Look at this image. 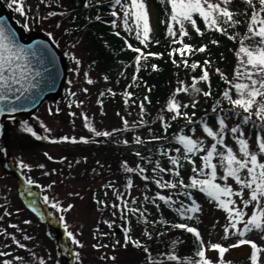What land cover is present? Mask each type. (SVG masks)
Returning <instances> with one entry per match:
<instances>
[{
    "label": "snow or ice",
    "instance_id": "snow-or-ice-1",
    "mask_svg": "<svg viewBox=\"0 0 264 264\" xmlns=\"http://www.w3.org/2000/svg\"><path fill=\"white\" fill-rule=\"evenodd\" d=\"M160 2L169 9L167 13L169 18L167 35L173 38L172 42L174 44L180 45L178 48H173L169 52V56L178 55L184 67L191 68L193 71L201 70V74L198 77L192 78L191 89L184 86L183 82H181V87L177 88L175 94L167 101L164 111L173 114V120L182 117L189 125L195 123L187 112H182V109L189 107L195 109L198 101L194 100L191 105H181L176 98L180 93H190L191 91L206 98L212 96V85L209 71L207 70L211 67L210 60L206 59L202 64L198 62L189 64L187 59H185L188 55L206 53L208 51L206 44L194 47L190 43L185 42V38L191 39L193 33L198 36L205 34L198 24V20L203 22L207 30L219 33L237 44L235 50L237 64L233 70V78L229 79L219 69H216L217 74L227 85V88L222 93V100L227 101L230 107L225 110L220 107L222 101H217L216 106L212 108L213 112H217L219 109L220 112L224 113L223 116H219L215 121L216 130L209 126L207 121L202 122L203 133L207 138H210V143L205 145L203 139L193 138V136L185 134L176 135L174 141L180 147L175 148L174 151L178 155H169L167 149L160 151L161 156L167 157L171 167L162 166L159 161H156L152 168V173L155 176L153 182L157 188L160 190H175L176 197L161 195L159 192L151 199L147 195L144 196V201L150 202L157 209L161 207L157 203V201H160L172 208L182 220L193 221L196 219L198 222V217L195 214L201 211V207L192 198V190L203 193L225 213L227 222L223 227L221 240L226 243L206 241L202 237L201 232L189 223L169 224L168 221L161 220V224L169 226L171 229L191 234L196 244L193 258L181 261L175 254H167L165 258L167 261L176 262V264H231V261L227 259V254L232 250L247 246L250 249L248 256L250 264H264V0H160ZM38 3L50 7L47 5L46 0H38ZM114 3L123 9L124 30L129 33L134 31L140 44L147 47L148 43L151 42L150 34L152 28L145 0H129L127 7L122 3V0H114ZM8 7L24 18L23 27L26 31L31 30L30 22H41L51 17L62 15V13H57L56 11H49L43 16L29 17L28 10L25 8V0H10ZM111 15L117 17L118 14L116 11H112ZM60 26V24L56 25L57 28ZM112 26H117L115 21H113ZM241 27L244 28L243 33L238 31ZM116 35L119 36V32ZM48 39H54L51 33H48ZM125 43L127 44V41ZM211 43L218 44V41L213 39ZM127 46L132 52L138 53L136 56L137 72L140 70L142 60L146 61L149 56L159 58V54H145L138 47H133L131 44H127ZM46 48L47 45H44L43 42H37L28 48L19 44L16 41L15 33L7 27L5 21L0 20V116L4 115L6 111L15 113L27 110L22 103L17 106L16 101L29 99L27 94L40 87L37 78L41 77L43 73L41 71H32L30 58H36L40 64H43L44 60L47 59L49 64L54 65L50 52H45ZM71 59L77 66L80 65L81 61L76 59L75 56H72ZM172 63L180 67L176 59H173ZM151 67L153 71H158L156 65H151ZM44 71H48L47 67L44 68ZM84 76L87 84L91 85L94 83L92 79L87 78V73H84ZM133 80H136L135 76ZM201 82L207 85L208 90L197 87V84ZM82 91L86 93L88 89L85 88ZM71 95H75V93H71ZM124 95L126 97L125 103L127 104V100L131 98V93L125 92ZM9 96H13L15 99L10 101ZM144 100L148 101V97L145 96ZM32 102L34 103L35 100H32ZM6 105L12 106L6 108ZM69 107H71V104H69ZM139 108L143 114L145 111L143 102L139 105ZM49 114H54L51 109ZM70 115L75 114L70 113ZM194 115L195 113L193 112ZM229 116L238 118L239 122L236 126L229 127L226 122ZM84 120L85 127L89 132L94 133L95 136L109 137L112 135L109 132L97 131L90 125L87 116L84 117ZM161 120L163 121V117H161ZM141 121H143V115L141 116ZM124 123L127 126V121H124ZM249 124L257 130L254 139L251 140L243 127ZM41 127L44 128L45 132H50V129L43 124H41ZM163 127L167 131L170 125L164 123ZM22 131L30 133L37 140L48 138L36 135L33 129L26 124ZM192 131L194 133L195 129H192ZM226 138L231 139V146L226 142ZM155 139L159 140L160 137H155ZM51 142L76 144L78 142L88 143L89 141L83 138L77 141L75 138L66 136L63 137V141L52 140ZM135 142L137 144L145 143L140 137H136ZM125 143L127 142L125 141ZM169 143H172V140H169ZM136 155L140 156V153L137 152ZM49 159L52 158L49 157ZM141 159L151 162L150 158L141 157ZM184 161L191 165L193 174L187 180L180 171L184 166ZM19 167L22 169L28 168L23 163H20ZM123 168L127 173L139 175L146 182L150 180L149 176L144 175L147 169L140 165H137V168H132L128 167L127 163H124ZM28 170L31 171L30 168ZM165 174L171 175L174 179L165 180ZM26 183L31 185L33 181L29 178ZM127 187L129 189L133 187L131 179L127 181ZM180 197L189 200L191 202L190 206L185 204L184 200L179 199ZM117 198L121 200L123 209H120L117 204L112 205V207L120 210L121 219L125 220L126 223H128L126 211L133 214L139 213L140 217H145V223L148 222L146 219V208L143 210L139 207L128 208L127 201L122 198L120 193H117ZM48 200L49 198L45 196V203H48ZM131 202L135 204L136 200L133 199ZM97 203L103 202L97 201ZM51 207L60 212H68L73 206L69 205L67 208H62L59 202H56L52 203ZM4 215L7 216L10 213L5 212ZM0 219H3V217H0ZM59 219L64 221L63 216H60ZM24 223L30 224L31 221L25 220ZM8 227L20 231L15 224H10ZM111 227L112 225L109 224V228ZM64 230L72 245L77 248L84 247L76 238V235L68 230L67 224H65ZM123 230L125 233L123 246L125 248L131 245L137 249H142L149 256L150 264H164L163 260L157 261L151 258V253L147 246L139 240L132 239L129 235L130 227H125ZM4 235L10 236L12 245L16 249H25V245L15 235L0 232V236ZM144 235L149 240L153 239L151 233L147 231L144 232ZM158 235L162 236L165 233H158ZM23 239L29 240L31 237L24 235ZM116 243L119 244L120 242L117 241ZM178 243H181V241H173V246ZM106 247L108 245H93V248L97 250ZM209 253H215V256H209ZM74 256L79 262L80 253L76 252ZM101 259H107V257H101ZM111 259L114 261L116 258L113 256ZM0 264H26V261L24 257L15 255L11 251L0 250ZM38 264H46V261L40 258Z\"/></svg>",
    "mask_w": 264,
    "mask_h": 264
},
{
    "label": "rangeland",
    "instance_id": "rangeland-1",
    "mask_svg": "<svg viewBox=\"0 0 264 264\" xmlns=\"http://www.w3.org/2000/svg\"><path fill=\"white\" fill-rule=\"evenodd\" d=\"M3 2L27 36L52 34L53 41L64 57L68 76L59 97L48 100L30 116L15 118L6 122L2 144L6 147L10 167L18 169L26 180L30 178L33 183L39 185L43 189V200L45 196L49 198L46 204L51 220L62 227L67 224L68 230L76 235L84 247L77 248L71 244L68 238V248L64 246L61 231L51 227L46 221L45 209L39 201L37 190L25 187L16 174L5 171L0 153V217H3L0 219V232L15 235L25 245V249H16L12 245L10 236L4 235L0 236V250L11 251L15 255L24 257L26 264H38L40 258L44 259L46 264H142L143 262L150 264L149 259L144 261L147 254L142 249L123 246L125 220H121L120 223L116 222L119 224L117 238L121 242L120 246H115L107 236L103 235L104 232L109 233L111 229L105 220L107 216H110V212L102 211L103 209L97 200L102 195L103 188L107 183L116 181V184L122 187L128 177V173L123 168L124 156L118 155L111 143L115 144L118 138L127 139L131 143L135 142L136 137H140L141 140L153 139L161 131H165L163 124L168 123V119L162 121L161 115L159 116V110L164 104L161 106L157 104L155 107L149 106L142 101L148 94L144 91L139 94L138 98L135 97L138 91L134 85L127 88L126 91L133 95V100L138 101L129 100L126 104L121 96L110 97L109 90L122 92L126 86L112 76H108L103 65L96 63L94 53L88 48L86 39L72 35V28L79 22V17L76 15L69 17L73 14L63 15L71 9L69 0H46L50 7L40 5L38 0H25V8L28 10L29 17L43 16L49 11L62 13V15L41 22H30V31H26L23 27L24 18L8 7L10 0H3ZM145 2L150 14L151 42L148 43L147 47L140 42L135 47L148 54L155 50H152V47H156L154 41L159 33L160 23L159 11L153 0H145ZM122 3L127 7L129 0H122ZM117 12L116 30L120 36L127 35L129 32L124 30L123 9L119 6ZM57 24L61 26L57 28ZM243 31L244 28L241 27V33ZM131 34L136 38L134 31ZM196 38L195 33H193L191 39H187L193 41ZM236 48L217 67L209 71L211 92L220 78L216 69H219L229 79L233 78V70L237 64ZM72 56L81 61L79 66L71 59ZM84 73L88 74V79L94 81L93 84L86 83ZM222 81L224 82L223 79ZM191 84L188 86L189 89H191ZM197 87L208 90L204 82L197 84ZM85 88L88 89L86 93L82 91ZM226 88L227 85L225 84ZM71 93H75V95H71ZM217 96L218 94L212 92V96L206 98L190 91V93H181L177 101L181 105H191L194 100L198 101L195 109L191 107L182 109V112H187L194 120L206 112L214 113L212 108ZM142 102L145 107L143 114L139 108ZM50 109L54 114H49ZM193 112L195 113L194 116ZM70 113L75 115H70ZM142 115L143 121H141ZM85 116L88 117V122L97 131L109 132L112 135L97 137L94 133L89 132L85 127ZM124 121H127V126H125ZM143 122H147L146 125H141ZM226 122L229 127L236 126L231 119H227ZM25 124L31 127L36 135L48 138L37 140L30 133L22 131ZM41 124L49 128L50 132H45ZM211 127L216 130L217 125H211ZM66 136L75 138L77 141L82 138L87 139L89 142L76 144L51 142L52 140L63 141V137ZM190 136L203 139L205 145L210 143V138L205 136L203 130L196 131ZM248 137L250 140L254 139L249 133ZM226 142L230 146L232 145L230 138H226ZM173 154L177 153L173 151ZM20 163L26 164L31 171L28 168H20ZM134 164H137V161L127 165L134 168ZM188 177L186 176V178ZM143 187L142 181L136 182L132 192L125 195V199L130 205L133 204L131 201L135 199V205L140 206L141 210L147 209L146 219L148 222L145 223V218H143L141 219L143 225L134 223L135 230L132 233V239L139 240L149 247L158 237L153 231L155 223L165 219L176 221V215L172 213L173 210L171 209L170 218L167 209L162 205L160 209H157L150 202H145L144 196L147 195L151 199L153 193L146 192ZM107 192L110 200L116 202L117 190L114 192L113 189H110ZM56 202H59L62 208H67L69 205L73 207L68 212H60L51 207V204ZM200 206L201 211L198 217L202 222L203 228H200L202 237L213 243H226L221 240L223 227L227 222L225 213L209 200ZM5 212L10 213V215L5 216ZM114 212L115 216L119 213L118 209L117 212L116 210ZM136 215L139 213H132L134 220ZM60 216L64 217V221L59 219ZM25 220L31 221V223L25 224ZM10 224L17 225L20 231L8 227ZM145 231L151 233L153 239L149 240L144 235ZM24 235H28L31 239L24 240ZM94 244L108 245V247L97 250L93 248ZM76 252L80 253L79 262L74 256ZM249 254L250 249L245 246L232 250L227 254V259L235 264H250ZM113 256L116 258L114 261L111 259ZM209 256L214 257L215 253H209ZM101 257H107V259H101Z\"/></svg>",
    "mask_w": 264,
    "mask_h": 264
},
{
    "label": "trees",
    "instance_id": "trees-1",
    "mask_svg": "<svg viewBox=\"0 0 264 264\" xmlns=\"http://www.w3.org/2000/svg\"><path fill=\"white\" fill-rule=\"evenodd\" d=\"M71 9L67 11L63 15H76L79 17V22L74 25L72 28V35L77 38H84L88 41V48L94 53V58L96 59V63H100L107 71L108 76H112L115 80L124 83V85L132 86L134 85L137 88V93L135 94L138 98L139 94L144 92L148 94V101L142 100L146 102L149 106L155 107L157 104L159 106L163 105L160 108L159 116L163 117V120L168 119V127L167 131H161L159 135L156 137H160L159 140L155 138H150L148 140H142L145 143L137 144L135 142H129L127 139H116V143H111L114 151L121 156H124V163H134L137 161V164H134V168H137V165H140L147 169V172L144 175L150 177L149 181H144L141 177L135 173H128L127 180L125 184L120 187L116 184V181H111L107 183L103 188V193L98 198L97 201H101L99 205L102 207V211L110 212V216L105 218L108 224H111L112 227L109 233H103L104 236H107L109 241L113 242L115 246H120V240L117 238V230L121 220V212L118 209L119 213L117 216L114 215V211L117 208H113L112 205L117 204L120 206V209H123V204L121 200L117 198V193L122 195V198L126 201L125 195L131 193L134 189L136 182L142 181L144 183L143 189L146 192L153 193V197L159 192L161 195H171L174 198L176 197L175 190H160L157 188L156 184L153 182L155 176L152 173V168L155 165L156 161H159L162 166L171 167L170 163L167 160L166 156H161L160 151L162 149H167L169 155L176 156L177 154H173L175 148L180 147L175 143L174 137L178 134L192 135L194 134L192 129L196 131L203 130L202 122L207 121L209 126L215 125V121L219 116H223L224 113L220 112L219 109L217 112H209L205 113L200 118L194 119L195 123L189 125L186 120L182 117H178L173 120L171 113H167L164 111L167 101L175 94L176 89L181 87V82H183L184 86H189L192 83L193 77H198L201 74V70L197 69L193 71L191 68H186L181 63V58L178 55L173 57L169 56V52L173 50V48L180 47L179 44H174L172 42L171 37L167 35V24L169 22L168 18V7L165 4H162L160 0H154L155 5L158 8L159 16H160V25H159V33L155 39L156 47L153 53L159 54V58L155 56H149L146 61L142 60L140 65L139 72L136 71V56L138 53H132L128 46H126L121 40H118L111 34V32L115 29L113 27V23H108L105 19H101L100 14L105 10H110V8H115L118 5H115L114 0H108V3L104 4L99 2L98 0H69ZM87 5V6H86ZM67 17V16H66ZM63 17V18H66ZM114 19L115 23H117L116 18ZM201 29L204 31L203 36L196 35V39L194 41H189L185 39V42L190 43L194 47H200L202 45L208 46V51L206 53H196L195 55H188L185 57L188 63L191 64L193 62L201 63L204 60H210L211 67L207 70L210 71L217 67L224 58L229 56L232 51L237 47V44L234 41H230L225 36H221L219 33H214L207 30L203 22L201 21ZM241 33V28L238 29ZM128 36V35H127ZM130 37V35H129ZM131 38V37H130ZM178 38V37H177ZM133 39V38H132ZM215 39L218 41V44H212L211 41ZM136 40V39H135ZM135 40L132 41L134 43ZM153 48V49H154ZM176 59L177 63L180 64V67H177L172 63V60ZM151 65H156L158 71H153ZM136 77V80H133V77ZM115 82V81H114ZM151 89V91H149ZM225 89V82L222 81L221 78L218 79L216 87L212 89V92L217 96L216 102L214 106H216L217 101H222L220 107L227 110L230 106L227 101L222 100L221 93ZM128 92V91H126ZM126 97L124 92H119ZM181 93L176 97L177 100ZM131 94V98H132ZM130 98V99H131ZM128 99L127 102L130 100ZM150 101V102H149ZM157 116V115H156ZM158 118V116H157ZM182 118V120H181ZM171 119V120H170ZM228 119L234 121L237 124L238 118L229 116ZM147 122L141 123V125H146ZM259 123V122H257ZM244 129L249 133L252 137L256 134V129L252 127L251 124L244 125ZM182 130V131H181ZM169 140H172V143H169ZM125 141L127 143H125ZM139 152L140 156H137L136 153ZM141 157L150 158L151 162L148 160H142ZM198 159V158H196ZM183 167L180 169L182 175L187 180L186 176L193 175L191 172V165H189L186 161L183 162ZM138 171V169H137ZM126 175V174H125ZM131 179L133 182V187L129 189L127 187V181ZM165 180H173L174 178L171 175H164ZM113 189L116 192L117 201L114 202L110 200L109 194L107 190ZM192 198L196 200V202L201 205L208 197H206L203 193L199 191L192 190ZM179 199L184 200L185 204L190 206V201L184 197H180ZM160 205H162L165 209H167L169 216L171 218V209L167 205H164L163 202L157 201ZM107 205V206H105ZM135 204H128V208H137ZM176 207V206H174ZM126 211V210H125ZM114 212V213H113ZM174 215H176V221L170 219L169 224L174 223H189L191 226H201L200 218L198 217V222L196 219L193 221L182 220L175 211H172ZM127 221L124 222V228L130 227L131 231L129 235L133 236V231L135 230V225H143L142 220L145 217H140L136 215L134 220L132 216V212H127ZM119 220V221H117ZM161 220L157 221L154 225L153 231L154 234L158 235V233H165V235H158L157 240L150 244L149 251L151 253V258H154L157 261H164V264H176L174 261H167V254H175L177 255L181 261L188 260L194 257V253L196 251V244L194 243V238L191 234L186 232H181L180 230L171 229L169 226L160 223ZM167 221V220H166ZM117 222V223H116ZM102 235V236H103ZM133 238V237H132ZM179 240L181 243L173 246V241ZM120 243L117 244L116 242ZM153 244V245H152ZM128 247H131L129 245ZM146 259H149L147 255ZM150 263V259L148 260ZM146 264V263H142ZM231 264H234L231 262Z\"/></svg>",
    "mask_w": 264,
    "mask_h": 264
},
{
    "label": "water",
    "instance_id": "water-1",
    "mask_svg": "<svg viewBox=\"0 0 264 264\" xmlns=\"http://www.w3.org/2000/svg\"><path fill=\"white\" fill-rule=\"evenodd\" d=\"M0 20H3L6 22L7 27L12 30V32L15 33L16 41L23 45L24 47L28 48L33 45H35L37 42H43L44 45H47V48L45 49V52H50L51 59L54 60V65L49 64L48 60L45 59L43 64H40L37 62L36 58H30L31 59V65H32V71H41L43 75L41 77H38L40 87L39 89H34L31 93L27 94L29 96V99L22 100V101H16V105H20L21 103L24 105V107L27 110H21L17 111L15 113H8L5 112L4 115L0 116V151L3 154V165L8 171H16L12 170L8 167L7 158H6V149L1 145L2 137L4 134V121L7 118H15L18 116H26L34 112L36 109H38L47 99L51 97H58L63 89L66 77H67V70L65 66L64 59L62 57L61 52L56 47V45L53 43L52 40H49L48 37L43 35H33L29 39H26V35L23 33V31L17 26L15 23L13 17L10 15L8 10L6 9L4 3L0 0ZM47 67L48 71H44V68ZM15 98L13 96H9V100H14ZM32 100H35L33 103ZM12 105H6L5 107H10ZM17 172V171H16ZM19 176L21 177L23 183L26 186H31L26 183V179L20 175L19 172H17ZM40 192L41 197V190L40 187L37 186ZM46 212H47V220L48 222L53 226L57 227L56 224L52 223L50 220L49 210L48 207L45 206ZM61 229L63 233V242L65 246L67 247V233L65 232L64 228L58 227Z\"/></svg>",
    "mask_w": 264,
    "mask_h": 264
}]
</instances>
